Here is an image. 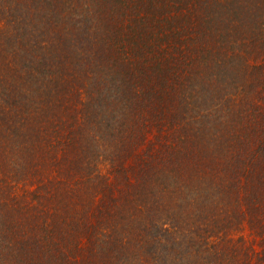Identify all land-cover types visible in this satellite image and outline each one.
Listing matches in <instances>:
<instances>
[{"label":"trees","instance_id":"1","mask_svg":"<svg viewBox=\"0 0 264 264\" xmlns=\"http://www.w3.org/2000/svg\"><path fill=\"white\" fill-rule=\"evenodd\" d=\"M0 264H264V0H0Z\"/></svg>","mask_w":264,"mask_h":264}]
</instances>
